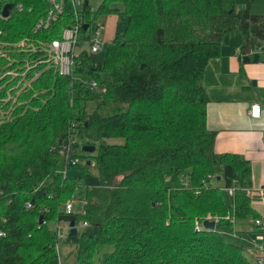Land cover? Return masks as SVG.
I'll return each mask as SVG.
<instances>
[{
    "label": "trees",
    "instance_id": "trees-1",
    "mask_svg": "<svg viewBox=\"0 0 264 264\" xmlns=\"http://www.w3.org/2000/svg\"><path fill=\"white\" fill-rule=\"evenodd\" d=\"M10 2V15L0 12V264H52L58 223L79 219L87 224L66 237L77 264H253L244 243L228 237L256 216L252 167L237 153L216 151L203 84L227 33L242 32L245 60L264 51V14L251 11L252 0L245 7L103 0L95 18L85 4L82 19L96 27L106 12L128 22L103 61L94 62L81 39L71 74L49 61L46 48L74 24L71 3L50 27L36 29L48 0L1 6ZM75 76H91L106 90ZM80 138L96 153L78 155ZM70 139L76 164L61 152ZM81 186L84 211L68 213L64 205ZM209 216L214 229L204 226Z\"/></svg>",
    "mask_w": 264,
    "mask_h": 264
},
{
    "label": "crops",
    "instance_id": "crops-1",
    "mask_svg": "<svg viewBox=\"0 0 264 264\" xmlns=\"http://www.w3.org/2000/svg\"><path fill=\"white\" fill-rule=\"evenodd\" d=\"M234 31L239 30L226 34L221 55L205 67L203 84L209 97L207 124L217 134L216 151L237 153L252 167L250 195L256 216L234 225L229 236L239 237V232L264 231L255 224L257 219L264 223V51H252L248 53L250 60H245L243 34ZM254 53H259L257 60ZM253 104H260V116L251 115ZM226 192L232 199L233 191Z\"/></svg>",
    "mask_w": 264,
    "mask_h": 264
},
{
    "label": "rangeland",
    "instance_id": "rangeland-1",
    "mask_svg": "<svg viewBox=\"0 0 264 264\" xmlns=\"http://www.w3.org/2000/svg\"><path fill=\"white\" fill-rule=\"evenodd\" d=\"M88 1L92 9L95 11L94 16H93L95 18L96 10H99L101 8V4L103 0H88ZM248 1L249 0H237V3L239 7H245L247 6ZM250 5H251V11L253 13L264 14V0H252ZM3 6L4 5L1 6V0H0V12ZM18 11L22 12L24 11V9L18 10ZM93 21H96L98 24V27H100L102 30V34L99 36V38L103 41V45L100 48V50H98L97 52H93L90 49V46L88 43L84 44V48H86L88 52L90 53L91 59L94 62H98V61H103L106 58L110 43L118 34L123 33L127 25L128 19L124 17L122 14L117 13V12H106V13L99 14L97 19H94ZM92 26L93 25L91 24L90 30L92 29ZM234 32L239 33L240 30L234 31ZM227 35L225 36V38L227 37ZM232 35H234V33H231L230 36ZM226 44L229 46L230 43H226ZM75 79L76 80L81 79L89 83H92V80H93L91 76H75ZM76 85H78V82H76ZM94 107H95L94 104L90 105L91 109H93ZM106 141L109 143H123L124 139L123 138H109V139H106ZM79 143L80 145L76 148V153L80 156H83L84 154H87L86 151H84L83 149V146L85 145V139L80 138ZM90 169L94 174H98V168L95 164H93ZM68 173L73 176L81 174L82 178H84V175H85L81 171L78 172V170L76 171L69 170ZM220 183H221L220 181L215 182V184H220ZM85 198H86V189L83 186H81L76 192V198L74 200V207H73L74 213H82L84 211ZM64 209H65V205H64ZM83 223L84 222L81 219L77 221L76 227L78 228V232L79 230L82 229ZM60 227H61V232L63 235L59 238V242L57 243V248H59V257L54 259L52 261V264H60V263L77 264L75 255L71 252V250L74 247V244L66 241V237H68L69 231H70L69 222H64V221L60 222ZM239 234L241 235L239 237H231V236H228V237H230L229 239L241 240L246 247V252L248 256L250 257L252 263L261 264L259 263L257 256L260 255L261 246L264 245V238L262 239L260 238V234L262 233L261 232H257V233L239 232L237 233V235ZM263 235H264V231H263Z\"/></svg>",
    "mask_w": 264,
    "mask_h": 264
},
{
    "label": "built area",
    "instance_id": "built-area-1",
    "mask_svg": "<svg viewBox=\"0 0 264 264\" xmlns=\"http://www.w3.org/2000/svg\"><path fill=\"white\" fill-rule=\"evenodd\" d=\"M70 2L71 5L73 4V9L79 10L82 12V8L84 7L86 0H48L49 2V9L46 16L41 18L36 26V29L39 28H48L51 24L58 20L59 17L63 14L66 8V2ZM3 9V8H2ZM30 10L32 7L29 8ZM74 11V12H75ZM2 12V10H1ZM80 23L77 21L76 16L74 17V26L71 28H67L64 32L63 37L59 39H54L50 42V44L46 47L49 55V61L53 62L60 70L62 74H71L73 71V67L76 65L77 55L83 49L82 46L79 45L80 40L87 39V43L90 46L92 51L99 50L102 45L103 41L99 38L102 34V30L98 27L97 35L94 38L88 39L86 37V33H83V29L81 30ZM93 88L101 89L103 91L106 90L105 87H100V84L97 81H92L91 83ZM252 116L257 117L261 115V106L260 104H253L250 110ZM62 154L66 158V162H72L76 164L79 162V158L73 157V148H72V140L70 139L69 142H66L61 149ZM74 200L75 198L71 197L65 203V210L68 213L73 212L74 207ZM209 219L212 220V217L209 216ZM84 221V225H85ZM256 226L264 230V223L260 220H256ZM200 229V228H199ZM58 238H60L63 234L61 232V227H58ZM260 238H264L263 232H261ZM259 263L264 264V245L261 246V253L257 256ZM65 264V263H60Z\"/></svg>",
    "mask_w": 264,
    "mask_h": 264
},
{
    "label": "water",
    "instance_id": "water-1",
    "mask_svg": "<svg viewBox=\"0 0 264 264\" xmlns=\"http://www.w3.org/2000/svg\"><path fill=\"white\" fill-rule=\"evenodd\" d=\"M86 3H89V1L87 0ZM12 6H13V3H9V4L4 6L3 15L5 17H8L10 15ZM87 26L88 25L85 24L84 29H86ZM83 149H84V151H87V152H94V151H96V146L92 145V144H85L83 146ZM40 222L41 223L43 222V216H41ZM204 226L208 229H214L216 227V221L206 219L204 221ZM70 227H71V229H70L69 238L73 239L78 235V228L76 227V223L74 220L70 222Z\"/></svg>",
    "mask_w": 264,
    "mask_h": 264
},
{
    "label": "bare ground",
    "instance_id": "bare-ground-1",
    "mask_svg": "<svg viewBox=\"0 0 264 264\" xmlns=\"http://www.w3.org/2000/svg\"><path fill=\"white\" fill-rule=\"evenodd\" d=\"M87 1V0H86ZM11 3V2H10ZM7 4H9V3H6L5 5H7ZM85 4H88V3H85ZM4 5V6H5ZM4 6H3V9H4ZM72 6H73V4H72ZM13 7H14V4H13V6H12V8H11V11H12V9H13ZM74 7V6H73ZM3 9H2V15H3ZM17 9L18 10H22V9H24V5L23 4H21V3H19L18 5H17ZM75 11V10H74ZM4 16V15H3ZM75 16H76V18H77V21L80 23L79 25L81 26V30L83 29L84 30V32L86 33V37L85 38H88V39H91V38H94V37H96V35H97V31H98V27H96V26H92V29L90 30V28H91V24H89V23H87V22H85L83 19H82V12L81 11H79V10H76L75 11ZM85 24H87L88 26H87V28L86 29H84V26H85ZM74 26V24H72L70 27H68V28H71V27H73ZM67 29V28H66ZM65 29V30H66ZM65 30H64V32H65ZM90 30V31H89ZM64 32H63V35H64ZM63 35H62V37H63ZM100 50V49H99ZM98 51V50H97ZM97 51H93V52H97ZM76 198V194L75 195H72V198ZM209 220V219H208ZM86 222V221H85ZM41 223V222H40ZM43 223V222H42ZM84 224V223H83ZM87 224V222L85 223V225ZM58 227H60V223H58V225H57V228ZM69 228L71 229V227H70V222H69ZM69 234H70V231H69ZM68 238H69V235H68Z\"/></svg>",
    "mask_w": 264,
    "mask_h": 264
}]
</instances>
